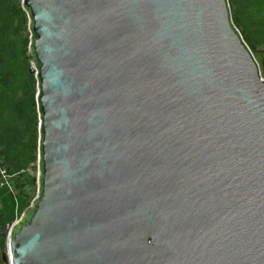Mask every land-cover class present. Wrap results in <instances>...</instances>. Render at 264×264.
Masks as SVG:
<instances>
[{"label":"water","instance_id":"95a60500","mask_svg":"<svg viewBox=\"0 0 264 264\" xmlns=\"http://www.w3.org/2000/svg\"><path fill=\"white\" fill-rule=\"evenodd\" d=\"M22 7L38 196L3 264H264V80L227 0Z\"/></svg>","mask_w":264,"mask_h":264},{"label":"trees","instance_id":"16d2710c","mask_svg":"<svg viewBox=\"0 0 264 264\" xmlns=\"http://www.w3.org/2000/svg\"><path fill=\"white\" fill-rule=\"evenodd\" d=\"M227 3L231 23L253 57L259 58L264 77V0ZM30 30L22 0H0V264L2 233L13 223L6 207H28L38 196L39 84L30 73L34 64Z\"/></svg>","mask_w":264,"mask_h":264},{"label":"rangeland","instance_id":"374dc122","mask_svg":"<svg viewBox=\"0 0 264 264\" xmlns=\"http://www.w3.org/2000/svg\"><path fill=\"white\" fill-rule=\"evenodd\" d=\"M254 58H255V61L257 62V65L259 67V72H261L262 69H261V65H260V60L258 57H254ZM262 79L264 80V77H262ZM30 174L34 176V173L33 174L30 173ZM36 176H37V174H36ZM20 205H22L21 200H20ZM6 208H7V216L9 217V216L13 215L12 221H13V223H15L17 220L20 219L22 213H24L29 208V206L28 207L23 206L22 208H17V205H15L13 208H11L10 206H7ZM3 251L7 252V240H4Z\"/></svg>","mask_w":264,"mask_h":264}]
</instances>
